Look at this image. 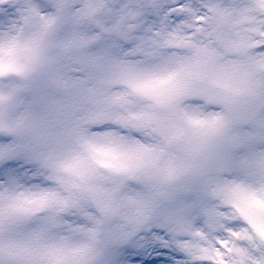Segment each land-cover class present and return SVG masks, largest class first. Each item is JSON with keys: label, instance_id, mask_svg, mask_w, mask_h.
I'll use <instances>...</instances> for the list:
<instances>
[{"label": "snow or ice", "instance_id": "snow-or-ice-1", "mask_svg": "<svg viewBox=\"0 0 264 264\" xmlns=\"http://www.w3.org/2000/svg\"><path fill=\"white\" fill-rule=\"evenodd\" d=\"M0 264H264V0H0Z\"/></svg>", "mask_w": 264, "mask_h": 264}]
</instances>
